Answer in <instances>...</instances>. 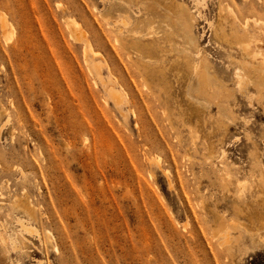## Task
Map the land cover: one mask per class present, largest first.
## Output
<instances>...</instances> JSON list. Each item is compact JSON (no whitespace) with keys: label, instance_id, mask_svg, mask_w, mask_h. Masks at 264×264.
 <instances>
[{"label":"rangeland","instance_id":"374dc122","mask_svg":"<svg viewBox=\"0 0 264 264\" xmlns=\"http://www.w3.org/2000/svg\"><path fill=\"white\" fill-rule=\"evenodd\" d=\"M234 17L264 30V0H0V264H264V84L209 27Z\"/></svg>","mask_w":264,"mask_h":264},{"label":"bare ground","instance_id":"6f19581e","mask_svg":"<svg viewBox=\"0 0 264 264\" xmlns=\"http://www.w3.org/2000/svg\"><path fill=\"white\" fill-rule=\"evenodd\" d=\"M223 24L224 23L219 19L216 22L209 23L211 39L213 44L216 45V47H218L219 49H222V46H225L229 51L235 52V54L239 55L240 60L242 61L241 65L236 66L233 63L235 65L233 69V78H235L236 85L239 88H241L242 86L244 87L245 85L248 86L249 84H251L255 88L260 87L264 84V55L261 54L260 49V51L257 49V45L258 43H260L257 42V31L260 32L264 30L260 29L261 27L258 25L259 23L255 24L253 21V26L251 27L247 20H244L243 23H240L239 20L235 17L230 21L228 28H226ZM255 25H257V29L254 27ZM261 37L262 36H260V38ZM185 39L186 43L189 46L194 47V40L191 36H186ZM131 46L135 48L136 61H140L142 57V51H144L147 46H149L150 48V43L141 46L136 42ZM193 55L196 56V59L191 60V65L186 61L185 68H183L182 71L183 76L180 75V79L183 81L181 86L184 89V94L188 97H190L187 92L189 82L192 80L193 82H195V85H197L199 82V73L203 74L204 79L206 80V82L204 83L205 85H208L210 76L215 77V75H217V73L213 70L214 68L212 62L205 54H202L200 51L196 50L195 52H193ZM186 69H189V71ZM189 73L193 76V78H191V76L188 77ZM225 75L226 72L224 71V76ZM199 89L202 90L200 86ZM246 89L247 88L245 87V89H241V91H245ZM114 93L115 92L110 93V96L112 97ZM154 162L156 163V161ZM18 206L22 207V205L19 204ZM26 210L29 212L28 208H26ZM21 225L22 224H20V226Z\"/></svg>","mask_w":264,"mask_h":264}]
</instances>
